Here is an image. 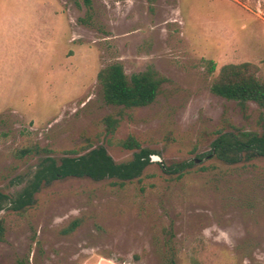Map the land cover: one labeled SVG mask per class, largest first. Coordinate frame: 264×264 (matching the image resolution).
Returning a JSON list of instances; mask_svg holds the SVG:
<instances>
[{
    "label": "rangeland",
    "instance_id": "1",
    "mask_svg": "<svg viewBox=\"0 0 264 264\" xmlns=\"http://www.w3.org/2000/svg\"><path fill=\"white\" fill-rule=\"evenodd\" d=\"M85 17L78 0H0V193L31 177L39 157L15 155L28 144L57 159L104 146L127 163L139 150L121 142L134 138L152 163L130 182L59 180L0 212V264H164L169 252L176 264H264V159L210 155L222 129L264 133L256 103L211 91L229 64L264 81V0H93L91 26ZM113 63L165 78L155 102L106 105L97 77ZM190 160L181 178L165 171Z\"/></svg>",
    "mask_w": 264,
    "mask_h": 264
},
{
    "label": "trees",
    "instance_id": "2",
    "mask_svg": "<svg viewBox=\"0 0 264 264\" xmlns=\"http://www.w3.org/2000/svg\"><path fill=\"white\" fill-rule=\"evenodd\" d=\"M78 4L86 9V17L79 23L91 26L93 0H78ZM211 63L210 72L214 73L216 65ZM98 83L102 90L106 105L127 109L147 107L155 102L162 84L166 81L153 68L128 76L121 63H113L102 68L98 73ZM214 95L228 101L237 102L242 109L247 103H256L264 110V81L256 76V67L251 63L229 64L221 68L211 85ZM107 127L113 133L118 120L107 117ZM121 146L129 150H139L127 163H117L104 146H99L78 155H65L55 158L51 150L41 148L37 144H28L15 151L18 158L28 155L39 157V161L27 181L25 187L14 195L0 193V212L12 210L21 212L35 203L36 195L48 185L68 178L91 179L96 182L114 180L124 183L139 179L145 169L151 165L152 151L141 148L134 139L121 142ZM210 155L228 164L238 165L264 159V133L247 131L230 126L217 133L212 142ZM195 164L194 160L167 167L166 172L183 177ZM79 222H73L64 232H73ZM4 239V228L0 224V242ZM18 264H27L19 261ZM164 264H176L175 255L167 254Z\"/></svg>",
    "mask_w": 264,
    "mask_h": 264
},
{
    "label": "crops",
    "instance_id": "3",
    "mask_svg": "<svg viewBox=\"0 0 264 264\" xmlns=\"http://www.w3.org/2000/svg\"><path fill=\"white\" fill-rule=\"evenodd\" d=\"M95 264H120V263H117L112 259H100Z\"/></svg>",
    "mask_w": 264,
    "mask_h": 264
}]
</instances>
